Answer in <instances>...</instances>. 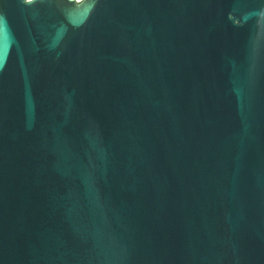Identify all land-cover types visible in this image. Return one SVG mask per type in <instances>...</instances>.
<instances>
[{"label":"water","instance_id":"water-1","mask_svg":"<svg viewBox=\"0 0 264 264\" xmlns=\"http://www.w3.org/2000/svg\"><path fill=\"white\" fill-rule=\"evenodd\" d=\"M0 264H264V0H0Z\"/></svg>","mask_w":264,"mask_h":264}]
</instances>
